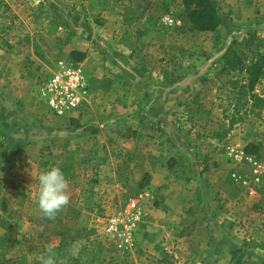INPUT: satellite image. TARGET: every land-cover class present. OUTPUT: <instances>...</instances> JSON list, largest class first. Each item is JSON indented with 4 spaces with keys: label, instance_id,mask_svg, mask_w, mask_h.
I'll return each mask as SVG.
<instances>
[{
    "label": "crops",
    "instance_id": "crops-1",
    "mask_svg": "<svg viewBox=\"0 0 264 264\" xmlns=\"http://www.w3.org/2000/svg\"><path fill=\"white\" fill-rule=\"evenodd\" d=\"M161 18L158 28L144 20L123 42L76 38L70 52L85 59L75 63L69 57V63L86 73L88 96L64 121L11 119L20 111L13 95L19 84L3 74L1 60L0 142H6L9 156L30 160L31 170L22 177L27 184L34 182L41 153L58 157L70 151L90 167L97 184L89 189L104 193V204L129 200L145 182L157 202L145 208L127 264H231L237 250L243 263L264 264V242L256 239L260 228L264 237V219L248 199L241 201L240 185L222 171L220 160L227 155L221 151L232 143L226 133H211L205 106H175L199 89L202 72L186 62L187 50L173 39L176 32H160L168 29ZM26 75L22 80L34 77ZM8 109L14 112L10 118ZM189 125L188 136L181 128ZM215 125L227 127L221 118ZM251 240L260 248L248 249Z\"/></svg>",
    "mask_w": 264,
    "mask_h": 264
},
{
    "label": "rangeland",
    "instance_id": "rangeland-1",
    "mask_svg": "<svg viewBox=\"0 0 264 264\" xmlns=\"http://www.w3.org/2000/svg\"><path fill=\"white\" fill-rule=\"evenodd\" d=\"M98 1L0 0L2 72L19 84L13 95L18 99L17 109L20 111L11 119L16 121L32 115L45 118L47 121L66 120L69 115L51 117L46 113L48 108L39 96V89L42 81L51 74L59 62L69 63V53L76 38L90 39L94 36L105 42H123L129 37V33L133 34L132 29L141 30L142 27L139 26L144 20L145 25H154L158 28L157 23L161 16L169 13L178 23L176 27L178 30L173 27L168 29L161 27L160 32L165 35L176 32L173 39L187 50L186 62L202 72L199 89L189 93L182 103L177 101L175 106H205L211 113L213 123L211 133H215L214 135H225L228 130V121L224 119L225 117L238 119V122L228 130L225 139L237 150H243L251 142L261 144V159L252 158L264 168V106L259 111V116L258 110L253 113L245 112L247 106L240 109L239 113L233 109V105L228 107L227 92L237 91L244 82L245 75L225 67L223 59L229 48L239 53L256 48L264 55V0H211L222 20L221 26L214 33L191 31L187 27L188 19L180 0ZM165 6L169 11L164 12L162 7ZM73 11L78 12L82 18L75 16ZM50 19L57 20L62 26L52 37L45 34ZM237 42L243 45L237 47ZM244 42L248 43V46H245ZM26 73L34 76L31 81L22 80L27 76ZM8 82L12 83L10 79ZM254 92L264 98V79L259 81ZM28 103L35 106H27L25 109L24 105ZM6 112L8 118L14 115L10 109ZM187 116L189 117L188 113ZM220 118L227 125L225 129L215 125V120ZM178 121L181 124L180 120ZM190 121L188 118V123ZM192 128L189 125L181 129L189 136L193 135ZM5 145L6 142H0V264H19L18 261L26 255V251L12 249L10 244L13 239L23 237L45 240L50 246L75 243L79 246V252L84 251L83 258L87 251L90 252L84 263L79 261L78 252L69 264L128 263L131 255L124 260L121 259V254L113 249L103 234L106 218L128 199L115 200L114 205L104 204L105 194L89 189L97 184V179L89 173L90 167L79 161V153L74 154L75 151L58 157L41 153L34 182L27 184L22 177L27 170H31L28 163L30 160L9 156L4 151ZM227 146L230 147L225 145L221 153H226ZM220 163L224 169L223 173L231 174L232 179L240 185L241 201L248 199L253 205L252 210L264 219V195L258 194L252 187L254 194L250 197L251 188L243 185L244 182H249L251 177L247 163L233 164L228 158L221 159ZM51 167H59L64 173L68 181L69 202L53 219L47 221L37 203L38 177ZM77 167L79 168L76 169ZM257 186L264 190V175ZM29 187L33 189L29 190ZM99 209L101 211H98ZM262 226L264 229V224ZM259 230L262 232L261 228ZM259 232L256 239L264 242V237ZM82 248L87 251L81 250ZM138 249L143 253L140 248Z\"/></svg>",
    "mask_w": 264,
    "mask_h": 264
},
{
    "label": "trees",
    "instance_id": "trees-1",
    "mask_svg": "<svg viewBox=\"0 0 264 264\" xmlns=\"http://www.w3.org/2000/svg\"><path fill=\"white\" fill-rule=\"evenodd\" d=\"M98 2H101V0ZM180 3L191 26V31L198 33H214L221 26L222 20L220 13L211 0H180ZM73 14L77 17H81L78 12L73 11ZM61 28L62 26L57 20L50 19L47 22L45 34L52 37ZM242 45V43L237 42V47ZM244 45L248 46V43L246 44V42H244ZM69 57L75 63H82L85 59V54L77 51H71L69 53ZM223 59L225 67L231 71L241 72L245 75V80L237 91L227 92L226 101L228 103V107L233 105V109H236L237 113H239L240 109L247 106L245 112L253 113L258 110L257 116H259V111L264 106V98L256 94L254 91L259 81L264 79V55L256 48L247 49L246 52L240 53L229 48L225 52ZM224 119L228 121V130H230L233 125L238 122V119L236 120L233 117H225ZM228 130L225 132L226 134ZM261 150V144L255 142L248 143L243 148L244 154L253 157L255 160L261 159ZM145 188H147L146 183L142 182L140 184L139 191ZM254 189L258 194L264 195V190L260 186L256 185L254 186ZM43 216L47 221L51 220L45 217L44 214ZM73 244L74 243L69 242L59 244L57 246H50L45 240L23 237L13 239L10 244V248L26 251V255L21 258V261H18L19 264H41L48 248H52L54 250L56 264H69L74 260L73 255L70 254L71 245ZM246 247L248 249H256L260 248V245H258L255 240H251L247 243ZM83 249L87 251L85 248H82L81 250ZM83 253L84 251H81L78 255L80 257L79 261L84 263L90 252L87 251L84 258ZM242 256L243 254L241 250L233 252L231 264H242Z\"/></svg>",
    "mask_w": 264,
    "mask_h": 264
},
{
    "label": "built area",
    "instance_id": "built-area-1",
    "mask_svg": "<svg viewBox=\"0 0 264 264\" xmlns=\"http://www.w3.org/2000/svg\"><path fill=\"white\" fill-rule=\"evenodd\" d=\"M161 22L167 28L176 25L175 19L169 13L162 16ZM88 89L85 74L79 66L59 62L51 74L42 81L39 96L48 108L46 112L48 115L63 117L81 109L88 96ZM226 155L233 164L247 163L251 177L249 182H244L243 185L251 188L249 194L253 195L252 187L258 185L264 175L263 166L245 155L243 150H237L233 146L226 148ZM156 202V195L145 188L106 218L103 234L113 249L121 254V259H126L134 252L136 234L144 220L145 208L149 204L153 206Z\"/></svg>",
    "mask_w": 264,
    "mask_h": 264
},
{
    "label": "clouds",
    "instance_id": "clouds-1",
    "mask_svg": "<svg viewBox=\"0 0 264 264\" xmlns=\"http://www.w3.org/2000/svg\"><path fill=\"white\" fill-rule=\"evenodd\" d=\"M39 194L37 203L40 210L49 219L69 202L68 181L59 167H51L43 171L39 177ZM79 252L77 244L71 245L70 254L75 256ZM41 264H56L55 252L52 248L46 250Z\"/></svg>",
    "mask_w": 264,
    "mask_h": 264
}]
</instances>
